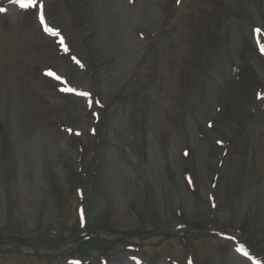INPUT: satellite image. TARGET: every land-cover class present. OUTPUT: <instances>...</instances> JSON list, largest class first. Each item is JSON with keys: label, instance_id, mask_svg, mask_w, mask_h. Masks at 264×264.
I'll return each mask as SVG.
<instances>
[{"label": "rangeland", "instance_id": "obj_1", "mask_svg": "<svg viewBox=\"0 0 264 264\" xmlns=\"http://www.w3.org/2000/svg\"><path fill=\"white\" fill-rule=\"evenodd\" d=\"M243 55L264 0H0V264H264Z\"/></svg>", "mask_w": 264, "mask_h": 264}, {"label": "trees", "instance_id": "obj_2", "mask_svg": "<svg viewBox=\"0 0 264 264\" xmlns=\"http://www.w3.org/2000/svg\"><path fill=\"white\" fill-rule=\"evenodd\" d=\"M260 57H262V55L258 54ZM150 57L149 54L146 55V57L144 58V60L142 61V64L139 66L137 72H136V76L138 74L141 73L142 69L144 68L145 64L147 63L148 58ZM236 73H235V77L232 80V84L229 90V98H228V104L229 106L227 107V105H224L223 107H227L225 113H230L232 111V107H233V118L232 120H236L239 116V114H237V111L235 110V106L237 107H244V103H251L253 105L256 104V101L258 100V89L259 87L263 84L264 82L260 80L259 76L257 75V73L253 70V68L251 67V65L248 63L247 59H245V55L242 56V58L240 59V63L238 66V69H236ZM233 105V106H232ZM256 108V107H255ZM262 107H257L255 110L256 112L261 111ZM254 112V113H256ZM223 113H219V115H222ZM240 154V150L238 148H236L235 153H234V157L238 156ZM229 159H231L233 157V152L229 153ZM228 155H226L228 157ZM249 155H244L245 157V161L248 159ZM188 172V171H187ZM189 177V176H187ZM82 192V191H81ZM84 209V208H83ZM3 240L2 235H0V244H24V245H29L32 246L36 249H38V246H33L31 244H29L28 241L19 239V243L14 242L11 243L10 241H1ZM91 240H93V238L91 239H87L85 240L87 243H89ZM86 242H84L86 244ZM84 243H80V245H78L76 247V249L80 248V246L82 247V245ZM70 244V243H69ZM53 247L47 245L46 249H52ZM103 256V255H102Z\"/></svg>", "mask_w": 264, "mask_h": 264}, {"label": "water", "instance_id": "obj_3", "mask_svg": "<svg viewBox=\"0 0 264 264\" xmlns=\"http://www.w3.org/2000/svg\"><path fill=\"white\" fill-rule=\"evenodd\" d=\"M85 237H86V236L80 237L79 239H77V241H76L74 244L80 242V241L83 240ZM36 253H38V252H36Z\"/></svg>", "mask_w": 264, "mask_h": 264}, {"label": "snow or ice", "instance_id": "obj_4", "mask_svg": "<svg viewBox=\"0 0 264 264\" xmlns=\"http://www.w3.org/2000/svg\"><path fill=\"white\" fill-rule=\"evenodd\" d=\"M21 7H25V5H21Z\"/></svg>", "mask_w": 264, "mask_h": 264}]
</instances>
